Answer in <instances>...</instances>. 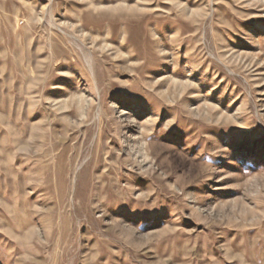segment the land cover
<instances>
[{"label":"rangeland","instance_id":"rangeland-1","mask_svg":"<svg viewBox=\"0 0 264 264\" xmlns=\"http://www.w3.org/2000/svg\"><path fill=\"white\" fill-rule=\"evenodd\" d=\"M0 264H264V0H0Z\"/></svg>","mask_w":264,"mask_h":264}]
</instances>
